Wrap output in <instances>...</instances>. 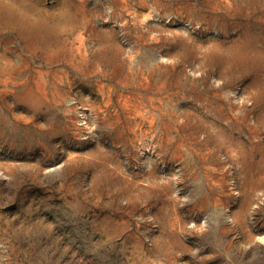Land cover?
I'll use <instances>...</instances> for the list:
<instances>
[{"label": "rangeland", "instance_id": "374dc122", "mask_svg": "<svg viewBox=\"0 0 264 264\" xmlns=\"http://www.w3.org/2000/svg\"><path fill=\"white\" fill-rule=\"evenodd\" d=\"M0 264H264V0H0Z\"/></svg>", "mask_w": 264, "mask_h": 264}]
</instances>
